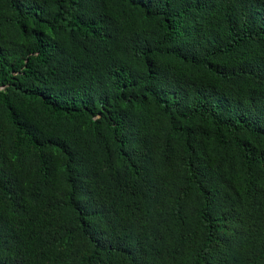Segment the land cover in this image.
Wrapping results in <instances>:
<instances>
[{
  "label": "trees",
  "instance_id": "16d2710c",
  "mask_svg": "<svg viewBox=\"0 0 264 264\" xmlns=\"http://www.w3.org/2000/svg\"><path fill=\"white\" fill-rule=\"evenodd\" d=\"M0 264H264V0H0Z\"/></svg>",
  "mask_w": 264,
  "mask_h": 264
}]
</instances>
